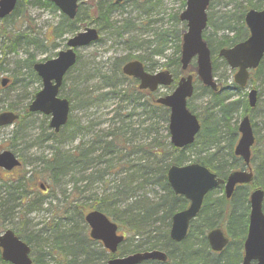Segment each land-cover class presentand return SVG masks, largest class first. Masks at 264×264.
<instances>
[{
    "label": "rangeland",
    "instance_id": "1",
    "mask_svg": "<svg viewBox=\"0 0 264 264\" xmlns=\"http://www.w3.org/2000/svg\"><path fill=\"white\" fill-rule=\"evenodd\" d=\"M93 1H80L79 19L76 22L78 29L76 31L83 30L85 26H93L98 29L97 25L100 22L92 17L91 12L94 8ZM100 1L104 4L105 8L110 6V4L115 6L111 7L112 11L109 15V22L113 26L119 27L100 30V37L97 41L87 46L79 47L76 50L77 62L74 68L65 75L59 93V95L62 94L63 97H66L70 103L69 121L66 128L56 138H53L50 134L52 129L47 124L48 118L41 113H33V115L27 116L23 120L21 129L17 134L18 140L9 141L15 124L0 127V150L3 148L12 150L24 163L26 169L33 172L41 171L38 176L40 178L36 181L35 185L37 190L41 191L38 183L42 179L46 183L48 182L49 185L47 190H43L44 203L40 210L27 211L25 204L21 207L15 206V209L12 208L9 211L7 218L1 220L0 233L6 228H11L22 235L28 234L33 229L42 228L44 223L50 224L52 219H55L60 214V208L67 203H72L73 206L76 204L86 207L88 204H91L95 197L107 196L111 187L115 186L124 175L126 166L128 167L136 163L138 158L143 155L135 147L150 139V136H148L150 133L145 130L149 124L152 127H156V132L152 133L160 137L162 141H169V137H165L167 130L164 128L167 126V122L162 119L160 114H151L148 108L143 110L138 106L135 107V104L131 101L121 99L117 95V92H115L114 87H104V79L102 77L107 73L113 74L112 71L118 65V59L124 56L130 59L140 57L151 72L165 68L172 70L170 61L171 58L176 56L175 45L180 43L179 39H181L182 33L186 30L185 22L179 20V18L176 22L174 16H178L184 10L185 0H125L119 4H115L114 0H96V4ZM238 1L210 0L207 14L217 24V19L222 14H231L237 10L235 5ZM252 1L258 2L257 0ZM263 5L264 1L261 0L259 8ZM15 12V14H12L4 21H0V59L2 58L0 78L8 77L11 80L12 76L15 77L13 86L0 90V106H3L0 110L2 111L6 110L5 106L10 103L16 104V108L20 109L23 104L24 95L35 93L41 88L40 80L35 81L34 77L32 78L29 75L26 67L22 65V61L27 56L26 53H32L34 61H42L55 57L59 50L65 48L67 38L73 34L56 35L53 30L60 20L61 12L42 7L37 0H19V5ZM89 19L94 20L89 23ZM83 22L87 24L84 25ZM118 32H121V34L119 35ZM204 32H206L205 35H210L211 32L212 38L219 37L221 34V32H217L216 36H212L213 29L211 27H207ZM159 33L166 34L167 48L163 54L154 55L150 53L154 45H150L149 43L153 42ZM18 34H23L21 41L15 42L16 50L14 52L9 51V47L12 44L11 40H14ZM26 39H32L30 41L32 43L25 44ZM125 40L128 41L126 42ZM218 50L214 51L216 69L213 75L220 86V93H228L231 96L230 99H236L238 93L247 94L252 87L257 90L256 104L253 108L249 107L251 110L248 112V116L253 130L256 131V135L263 137L264 58L262 65L259 67L260 70L253 78L254 81H249L245 88L233 93L235 90L229 88L233 85V70L228 67L222 57L217 55ZM2 51H5L6 54L3 55ZM195 66V60L193 59L188 65V72L194 76V91L191 98H189V104L199 119H203L205 116L204 107L207 100H209V87L202 86L201 82L197 79L195 76ZM180 75L179 64L177 77ZM250 77H252V73ZM114 82L117 81L115 80ZM118 83L115 84L117 86L116 89H129L132 84L130 80L126 79H122ZM0 87L2 88L1 85ZM172 88L173 85L160 87L156 92L151 93V97L168 93ZM144 96L150 97V93L148 94L146 91L141 95H137L138 98ZM238 112L232 113L230 119L231 125L237 126L240 122L242 115ZM39 134H43L44 140L39 141L37 139ZM224 135L226 137L227 133ZM43 136L39 135L42 138ZM112 137L115 138L118 154H115L116 152L114 151L113 156L109 157L107 155L109 150L106 148L105 142L111 140ZM227 138H223L224 141L221 139V145L226 142ZM237 138L238 134L236 135V140ZM11 144H15V146L11 147ZM255 145L258 146L259 144ZM82 149L83 151L89 150L85 158L87 162L81 159L85 162L84 165H82L83 163L73 165V167L67 170L66 174L61 175L57 182L54 184L49 183L52 174L49 170H43L45 165L41 159L50 158L55 151L63 154ZM99 153L103 154L102 163L97 157ZM196 153L194 150L185 149L184 154L188 158L183 163L192 162L196 158ZM205 154H199V157ZM105 158H110L114 167H106ZM97 160L98 162L96 163ZM73 163L75 164V162ZM67 164L65 166H68ZM9 173L0 170V184L2 183V179L10 175ZM1 188L0 196H4ZM160 193L162 192L159 190V187L146 186L136 193L137 197L135 198H142L144 201L151 202L154 200V195L157 196ZM221 194H223L222 189H216L212 198ZM117 200L115 204L111 202V206L110 202L105 203L109 210L112 208V210L117 209L122 211L123 207H126L127 202ZM105 214L117 223V232L119 234H123L125 238L130 236L126 225L124 226L119 220H116L113 215ZM234 214L236 216V212ZM235 216L233 217L231 226L240 224L241 216L239 214H237V218ZM236 231L238 232V230ZM139 237L134 242L136 240L137 242L143 241L145 236ZM128 241H124L121 247L125 249ZM234 246L231 247L233 254L237 251V248H234ZM34 247L36 249L37 246L34 245ZM37 253L39 252L35 251V254L32 256L37 257ZM123 254L119 253V251L115 253V255ZM81 258L82 256L78 257L79 260ZM104 262L101 261L99 264H103Z\"/></svg>",
    "mask_w": 264,
    "mask_h": 264
},
{
    "label": "trees",
    "instance_id": "2",
    "mask_svg": "<svg viewBox=\"0 0 264 264\" xmlns=\"http://www.w3.org/2000/svg\"><path fill=\"white\" fill-rule=\"evenodd\" d=\"M257 1L258 2H253L252 0H239L235 5L237 10L235 9L236 11L231 14H222L219 19H217V24L212 20L210 15L208 16L207 27L213 29L212 36H216L217 32H221L220 36L216 38L211 37V32L210 35H205L206 32L203 33V38L206 40L211 52L213 72L216 69V56L214 55V51L221 47L231 46L243 40L248 35V31L243 22V16L247 9L260 7L261 0ZM37 2L42 7L49 8L53 11L57 10L48 0H37ZM92 3L94 4V8L91 11L92 17L100 22V24L97 25L98 31L119 27L113 26L112 23L109 22V15L112 11L111 7L114 6L113 4L105 8L101 1L96 4V0H94ZM18 5L19 0L12 13L0 19V21H4L12 14H15ZM78 11L79 7L75 18L72 20L61 14L60 20L57 22L56 26H54L53 32L58 36L66 33H75L78 29V26H76V22L79 19ZM174 19L177 22L178 16L175 15ZM93 20L89 19V23L93 22ZM83 24L86 25L87 23L85 24V22H83ZM118 33L119 35L121 34V32ZM21 37H23V34H18L14 38L15 41L11 40L12 44L9 47V51L14 52L16 50L15 44L18 40L21 41ZM31 40L26 39L25 44H31ZM6 41L9 42L8 39H6ZM125 41L127 42L128 40ZM149 44L154 45L150 51L151 54H163L167 48L166 34L159 33L153 42ZM179 51L180 43L175 45L176 56L171 58V64L169 63L170 67L173 68L172 72L175 75V79L177 78V68L179 67ZM1 53L3 55L6 54L5 51ZM26 54L27 56L22 61V65L29 71V75L32 78L34 77L35 81H38L37 76L32 70L34 56L32 53ZM134 58L142 60L140 57ZM129 59L130 58H125V56L118 59V65H116L115 69L112 71L113 74L107 73L102 77V79H104V87H114L116 90L114 91L117 92V95L120 96L121 99L131 101L135 104V107L138 106L143 110L148 108L151 114L158 113L163 120L168 122L167 108L155 103L153 100L154 96L151 97V93L150 97L144 96L138 98L137 95H141L146 91H139L136 88V79L127 78L121 73L120 67L122 63ZM262 61L258 69L252 73V77L249 78V81H254L253 78L260 70L259 67L262 65ZM1 64L2 58L0 59V71L2 70ZM73 68L74 66L69 71ZM146 68L149 70L147 66ZM12 77L13 78L9 81L7 86L4 88L0 87V90L13 86L15 77ZM122 79L132 82L129 89H116L117 86L115 84H117L118 81H122ZM115 80L117 82H114ZM229 88L235 90L233 93L242 90V88H239L235 84L231 85ZM208 93L209 100H207L204 107L205 116L203 119H200L201 129L191 145L182 149H176L169 141H162L160 137H157L156 134H154L156 132V127H152V125L149 124L145 130L150 133L148 135L150 139L135 147L137 151H140L143 155L138 158L136 163L128 167L126 166L124 175L115 186L111 187L107 196L102 195L100 197H95L91 204H88L86 207L83 206L84 208L76 204L73 206L72 203H67L60 208V214L57 215L55 219H52L50 224L44 223L42 228L33 229L31 232L24 235L15 231V233L30 246L33 264H99V262L106 261L110 258L112 254H109L99 242L89 238L87 232L88 228L84 222L83 216L87 211L92 209L108 213L110 216L113 215L116 220H119L124 226L126 225L128 227L127 230L130 236L124 240L125 242L129 240L128 245H126L125 249L120 245L117 250L119 253L125 254L126 252L130 253L155 248L164 250L167 253L168 259L165 262L148 260L140 264H239L242 256V242L247 228L249 209L248 191L254 187H261L264 189V136L260 137L256 135L255 130H253L255 134V144L259 145H255L252 148L251 162L254 168L252 182L248 185L236 186L229 199H226L223 194L215 196V198H212V194L206 196L198 216L190 222L188 234L183 241L174 242L168 235L172 215L176 211L183 209L186 205V201L183 197L175 195L170 189L166 180V169L170 164H182L183 161L188 158L184 154L185 149L197 152L196 158H194L192 162L205 165L222 178H225L226 174L231 170L242 166V160L236 157L232 151V146L236 140L237 126L231 125L230 119L232 113L239 111L238 113L244 115L248 114L251 110L247 103L246 94L238 93L236 99H230V94H221L210 88L208 89ZM33 94L34 93H29V95H24L23 104L20 109L16 108V104L10 103L5 106L6 110H14L19 114L18 119L14 123L15 125L12 129L9 141L19 139L17 134L21 129V123L27 116L33 115V113L27 110V104L30 102ZM187 105L192 110L189 102ZM2 107L3 106H0V109ZM67 125L68 122L58 133L50 132V134L53 138H56ZM164 128L167 130V126ZM225 133H227L226 137L228 138L225 140L226 142L221 145V139L223 140V138H226L224 135ZM39 135L43 136V134ZM39 135L37 139L39 141L44 140V136L42 138L39 137ZM165 137H168V132H166ZM45 139L47 138L45 137ZM14 146L15 144H11V147ZM105 146L109 150V152H107L109 157L111 155L113 156L115 152V154H118L114 137L106 141ZM88 151V149L84 151L82 149L72 153L65 152L63 154L55 151L50 158H42L41 161L45 165L43 170H49L52 174L51 178H48L50 181L49 183L54 184L57 182L61 175L66 174L68 172L67 170L73 167V165L79 163H83L82 165H84L85 162H87L85 158L89 153ZM202 153L206 154L199 157V154ZM102 156L103 154L101 153L97 155L101 163L103 162ZM73 162H75V164ZM66 164L68 166H65ZM105 166L108 168L114 167L110 158H105ZM40 173L41 171L33 172L32 170L26 169L22 162L20 167L13 169L7 178L2 179L0 188L3 187L1 189L4 196H0V222L7 218L12 208L15 209L17 206L21 207L25 204L27 211L41 209L44 203L43 193L35 188L36 181L40 178L38 177ZM43 181L45 180L42 179V181L39 182ZM146 186H157L162 193L157 196L154 195V200L151 202L144 201L142 198H135L137 197L136 193ZM117 199L127 202L126 207H123L122 211L117 209L112 210V208L109 210L105 203L110 202L111 206V202L115 204V202L118 201ZM235 212L236 216L234 214ZM237 214L242 218L240 224L238 223L236 226H231L233 217L235 216L237 218ZM213 226L221 227L231 239V243H228L226 248L220 253H213L209 249L205 239V231ZM143 230L144 232H142ZM236 230H238V232ZM139 236H145L143 238L144 240L139 242L136 240L134 242ZM34 245L37 246L36 249ZM232 246L237 248L234 254L231 252ZM35 251L39 252L37 253V257L32 256L35 254ZM81 256L82 258L79 260L78 257ZM0 264L10 263L0 258Z\"/></svg>",
    "mask_w": 264,
    "mask_h": 264
},
{
    "label": "water",
    "instance_id": "3",
    "mask_svg": "<svg viewBox=\"0 0 264 264\" xmlns=\"http://www.w3.org/2000/svg\"><path fill=\"white\" fill-rule=\"evenodd\" d=\"M68 18H74L79 0H49ZM120 1V0H117ZM210 0H186L185 9L180 12L179 19L186 22V31L182 34L180 64L185 70L189 61L196 57V73L205 86L216 90L217 84L212 75L210 50L202 38V31L206 27V9ZM17 0H0V18L12 12ZM244 22L248 29V36L241 42L228 48H221L218 52L231 69H236L233 80L238 86L246 84L249 70L258 66L264 55V7L249 9L244 14ZM98 38L94 27L70 36L66 41V48L60 50L56 57L45 61L35 62L33 70L41 80V89L36 91L28 104L30 112L49 115L48 126L58 132L68 119L69 102L58 96V90L64 74L76 61L75 48L87 46ZM122 73L138 79L139 89L154 91L157 87L167 86L173 81L169 70L154 73L147 72L140 60H130L122 65ZM8 78L1 79L5 86ZM193 91L192 76L187 74L178 79L175 88L169 94L155 99L169 108L168 130L170 143L181 148L191 144L200 129V123L195 114L186 106V100ZM248 104L255 105L256 90L251 89L248 94ZM18 114L5 110L0 112V126L12 124ZM239 138L233 148V153L241 157L244 170L231 171L225 179H221L205 166L198 163L184 165H170L166 171L167 182L175 194L184 196L190 201L188 207L172 215L169 236L174 241H181L187 233L189 221L197 214L204 195L219 184H224L226 197H230L236 184L248 183L252 180V169L249 165L251 146L254 135L249 117L244 115L237 127ZM17 156L8 149L0 151V167L5 170L19 166ZM43 188V185H41ZM264 191L254 189L249 195L248 226L243 241V257L240 264H264V212L262 201ZM89 227V236L102 243L105 249L113 253L123 241V236L117 234V224L99 210H91L84 216ZM206 239L212 251H221L228 242L220 228H213L206 234ZM1 258L11 264H32L29 257V246L23 242L11 229L0 233ZM144 260L165 261V252L153 249L138 251L121 257L108 259L104 264H138Z\"/></svg>",
    "mask_w": 264,
    "mask_h": 264
},
{
    "label": "flooded vegetation",
    "instance_id": "4",
    "mask_svg": "<svg viewBox=\"0 0 264 264\" xmlns=\"http://www.w3.org/2000/svg\"><path fill=\"white\" fill-rule=\"evenodd\" d=\"M118 4H119V3H118ZM0 170H2V171H3V169H2V168H0ZM214 193H215V192H213V193H212V195H213Z\"/></svg>",
    "mask_w": 264,
    "mask_h": 264
},
{
    "label": "bare ground",
    "instance_id": "5",
    "mask_svg": "<svg viewBox=\"0 0 264 264\" xmlns=\"http://www.w3.org/2000/svg\"><path fill=\"white\" fill-rule=\"evenodd\" d=\"M180 42H181V39H180ZM227 175H228V173L226 174V176H225V177H227Z\"/></svg>",
    "mask_w": 264,
    "mask_h": 264
}]
</instances>
